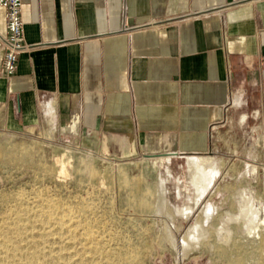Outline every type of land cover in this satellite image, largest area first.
I'll return each instance as SVG.
<instances>
[{"label": "crops", "instance_id": "crops-1", "mask_svg": "<svg viewBox=\"0 0 264 264\" xmlns=\"http://www.w3.org/2000/svg\"><path fill=\"white\" fill-rule=\"evenodd\" d=\"M22 17L12 76L0 39L1 126L50 118L113 158H174L211 147L233 94L264 107V0H23Z\"/></svg>", "mask_w": 264, "mask_h": 264}, {"label": "rangeland", "instance_id": "rangeland-1", "mask_svg": "<svg viewBox=\"0 0 264 264\" xmlns=\"http://www.w3.org/2000/svg\"><path fill=\"white\" fill-rule=\"evenodd\" d=\"M247 98L233 94L224 120L213 128L208 150L174 158L162 154L113 158L93 149L87 137L77 136L75 126L50 118L36 128L0 125V225L25 245L31 235L41 233L37 218L51 201L59 203L77 226L78 239L71 250L80 264H107V255L112 264H237L239 250L233 246L221 255L212 246L215 233L203 234L202 225L207 223L202 220L204 208L217 207L218 225L219 213L234 208L232 197L235 200L239 190L248 189L264 205V107ZM191 155L211 156L220 175L186 217L179 209L193 205L196 197ZM162 183L167 201L157 205ZM198 219L199 237L184 252L180 241ZM18 225L23 227L19 232ZM28 226L33 230L27 232ZM230 226L232 241L255 255L235 222ZM86 230L96 239L93 251ZM42 242L54 251L61 246L55 235Z\"/></svg>", "mask_w": 264, "mask_h": 264}, {"label": "bare ground", "instance_id": "bare-ground-1", "mask_svg": "<svg viewBox=\"0 0 264 264\" xmlns=\"http://www.w3.org/2000/svg\"><path fill=\"white\" fill-rule=\"evenodd\" d=\"M188 163L191 181L196 189V197L192 203L193 205H187L184 209L181 208L183 210L179 209V211L184 212V216L186 217L194 211L200 199L207 193L210 186L213 185L220 175L219 168L212 164L211 156L191 155L189 156ZM168 173H170V170H168ZM165 189L164 183H162L157 205H164L166 203L167 189ZM247 190H239L236 192V195L234 194L235 200L232 197V203L236 205H233L234 208L226 210L221 214L219 213L217 218L220 220V223L218 225L214 222V216L219 212V208L213 206L204 208L203 212L206 220H202V223H207V226L202 225V231L206 236L215 233L216 241L212 246L221 255L226 256L229 249L233 246L236 247L240 254L236 258L237 264H245V262L250 261L253 264H264V205L261 203L262 199L260 202L256 196H253V192ZM132 192L134 195H137L138 190L133 188ZM37 219L43 225L42 231L37 236L31 235L25 245L19 239H14L7 235L4 227L0 225V264H80L79 259L73 260L77 252L71 250V247L78 239L77 226L70 220L69 214L66 213L63 207L57 202L50 201L47 204L46 210L40 213ZM230 221L235 222L240 234L244 239H247V243L256 251L255 255L243 251L242 244L232 241L231 233L233 229L230 226ZM195 223L194 226L188 229L186 235L180 241L184 252L190 247L191 242L199 237V235L196 236L195 232L199 233L197 231L200 227V219L196 220ZM21 229H23L22 226L18 225L16 227L18 232ZM25 230L27 232L32 231L33 227H25ZM51 235H55L56 239L61 243L58 251H54L49 245L42 242V240ZM85 236L88 240V246L93 251L96 247L95 237L88 230H86ZM172 241L176 246L178 241L176 242L175 238ZM105 258L107 264H112V259L109 255Z\"/></svg>", "mask_w": 264, "mask_h": 264}, {"label": "built area", "instance_id": "built-area-1", "mask_svg": "<svg viewBox=\"0 0 264 264\" xmlns=\"http://www.w3.org/2000/svg\"><path fill=\"white\" fill-rule=\"evenodd\" d=\"M0 4L5 9L7 25L6 35L0 34L5 46L3 70L7 76H12L17 70L19 55L25 48L23 0H0Z\"/></svg>", "mask_w": 264, "mask_h": 264}, {"label": "water", "instance_id": "water-1", "mask_svg": "<svg viewBox=\"0 0 264 264\" xmlns=\"http://www.w3.org/2000/svg\"><path fill=\"white\" fill-rule=\"evenodd\" d=\"M164 155H168V154H164Z\"/></svg>", "mask_w": 264, "mask_h": 264}]
</instances>
